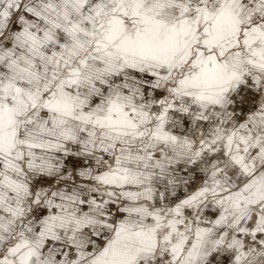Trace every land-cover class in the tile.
I'll return each instance as SVG.
<instances>
[{"label":"snow or ice","instance_id":"snow-or-ice-1","mask_svg":"<svg viewBox=\"0 0 264 264\" xmlns=\"http://www.w3.org/2000/svg\"><path fill=\"white\" fill-rule=\"evenodd\" d=\"M0 264H264V0H0Z\"/></svg>","mask_w":264,"mask_h":264}]
</instances>
